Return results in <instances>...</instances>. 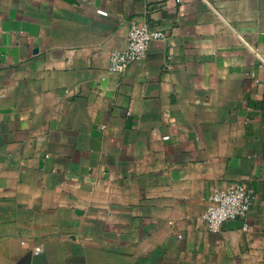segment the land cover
I'll return each mask as SVG.
<instances>
[{"label": "crops", "instance_id": "crops-1", "mask_svg": "<svg viewBox=\"0 0 264 264\" xmlns=\"http://www.w3.org/2000/svg\"><path fill=\"white\" fill-rule=\"evenodd\" d=\"M0 264H264V0H0Z\"/></svg>", "mask_w": 264, "mask_h": 264}, {"label": "built area", "instance_id": "built-area-1", "mask_svg": "<svg viewBox=\"0 0 264 264\" xmlns=\"http://www.w3.org/2000/svg\"><path fill=\"white\" fill-rule=\"evenodd\" d=\"M166 34L155 30L146 22L134 21L128 33V45L124 50H114L110 55L109 71L119 73L131 64L143 60L154 40L165 39ZM252 196L246 185L235 183L216 190L210 197L204 218L211 231L218 232L231 219H247ZM42 249L38 247L36 252Z\"/></svg>", "mask_w": 264, "mask_h": 264}]
</instances>
